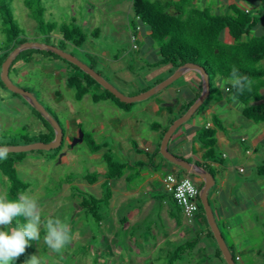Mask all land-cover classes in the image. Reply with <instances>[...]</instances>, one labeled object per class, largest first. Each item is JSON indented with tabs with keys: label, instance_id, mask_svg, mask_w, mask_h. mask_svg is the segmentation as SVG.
I'll list each match as a JSON object with an SVG mask.
<instances>
[{
	"label": "rangeland",
	"instance_id": "1",
	"mask_svg": "<svg viewBox=\"0 0 264 264\" xmlns=\"http://www.w3.org/2000/svg\"><path fill=\"white\" fill-rule=\"evenodd\" d=\"M242 1L241 9L247 7L251 9L252 14L257 13L253 0ZM42 3L46 7L44 16L46 21L56 22L58 27L63 24L79 27L85 35V40L78 44L63 42L58 29L50 36L39 34L36 22L29 15L24 0H12V13L16 23L26 34L25 42L54 46L75 56L89 67L92 66L93 70L123 95L141 94L175 71L170 66L147 64L157 61L160 56L145 39L140 41L138 49L132 47L131 33L125 22L130 16L129 0H42ZM259 3L260 11L264 14V0H259ZM1 22L0 17V46L5 38L1 31ZM255 31L261 33L262 27H257ZM145 32L146 29L143 27L141 33ZM30 55L32 60L27 62L26 58ZM114 56L118 58L115 59ZM78 68L50 50L32 47L23 49L9 68V79L16 86L30 91L50 116L55 115L57 123L63 129V146L60 151L55 153L53 149H35L22 152L21 161L17 162L15 168L17 177L28 185L22 192H29L38 197L42 221L49 217H59L69 223L72 240L60 251H54L44 243L46 229L41 226L40 240L29 241V244L34 246V251L27 254L26 261L32 255H38L43 264H166L169 253L178 245L197 240L192 252H186L182 259L174 264H221V262L227 264L220 254L216 239L201 209L194 223L184 225L185 230L182 234L176 237L166 236L165 243L157 249L153 248L155 233L161 236L166 232L164 210L172 209L168 195L164 193L162 184L157 180L154 181L155 191L161 195L165 203L156 202L154 198L153 210L143 212L144 218L132 221L130 225L121 222V217L127 216L130 210L134 212L139 210L138 207L150 200V190L148 194L138 190V195L128 196L114 218L110 213L114 208L103 211L105 215L100 223L80 208L79 198L73 196L71 185H76L80 190L93 196H100L101 186L90 184L83 177L92 172L103 173L107 169L105 152L110 151L113 158L119 162L129 163L134 153L133 144L140 143L139 132L149 134L157 143L156 150H159L166 132L162 133V129L166 127L165 123H168L163 119L165 106H168L171 118L176 117V120L183 115L182 105L185 102L167 97L169 102L164 105L162 92L164 89H161L145 99L131 102L129 111H125L111 99L95 102L92 96L103 93V88L97 84H93L81 99H77L75 90L68 87L66 79L70 72L84 77L86 72ZM189 71L184 72L165 89L170 86L178 89L184 86L189 88L190 77L196 74L193 69ZM199 77L201 78L200 74ZM235 114L236 112L232 115ZM192 117H196V113ZM156 123L159 124L155 128L159 136L151 132L153 129L151 124ZM82 130L102 146L99 151L89 150L81 138ZM50 132L55 136L50 121L27 96L13 93L0 84V146H22L43 141L38 139L40 135ZM176 134L177 130L168 144V149L174 154L175 150L170 143ZM70 150L72 157L69 156ZM157 155L169 163L159 151ZM140 170L137 165L131 170V174H137L125 182L129 191L135 189L143 180L140 177L141 172H138ZM157 171L163 176L168 173L162 166H158ZM211 172L213 174L212 170ZM101 178L103 179L102 174L98 179ZM112 190L114 192V186ZM214 191L212 186L207 192L209 204L223 238L230 245L229 233L216 211ZM0 193L6 194L9 200L17 199L19 196L13 197L9 194L7 179L1 173ZM118 196L116 195L115 199H120ZM149 206L150 203L146 204L144 209L147 211ZM17 220L21 224L26 223L23 217H18L13 220L11 227L16 226ZM131 231L133 233L130 235ZM138 246H141L140 251ZM215 252L219 253L220 261L212 256ZM231 252L234 257L236 255L240 257L235 259L236 264H257L255 255L250 258L243 250L237 251L232 247Z\"/></svg>",
	"mask_w": 264,
	"mask_h": 264
},
{
	"label": "trees",
	"instance_id": "2",
	"mask_svg": "<svg viewBox=\"0 0 264 264\" xmlns=\"http://www.w3.org/2000/svg\"><path fill=\"white\" fill-rule=\"evenodd\" d=\"M129 1L131 4L128 29L130 33L135 36V40L131 39L132 43L135 44V47H132L139 48L140 32L144 27L146 29V32L143 34L146 36L145 40L151 42L152 48L156 49L160 56L157 61L147 63L148 65L170 66L175 70L178 66L191 62L202 66L207 73L209 80V94L196 109L195 113H198L210 99H215L220 95L221 91L217 86L216 79L221 77L227 78L230 75L232 68L235 66L241 75L249 77L252 81L251 89L249 90L246 88L242 94L237 93L236 89L227 91V93L231 97L233 94H236L238 100L246 105L242 109L244 117L253 122L264 121V94L262 91L264 88V69L261 65V60L264 58V35H251V31L262 20L261 11L252 14L250 11L241 9L237 5H231L227 8V11L213 14L207 7L199 8L194 6L192 0ZM11 3L12 0H0V17L2 21L1 31L5 37L0 46V69L2 62L8 54L16 46L26 41L24 30L19 27L13 16ZM24 5L28 9L29 15L35 20L36 29L39 34L50 36L56 29H58L62 35L63 42L78 44L85 40V35L81 32L79 27H69L66 24L58 27L56 22L46 21L44 17L46 7L43 5L42 0H24ZM224 32L229 35V42L223 40L222 34ZM94 33L95 30L93 31V34ZM20 53L21 51L12 60L10 66L16 61L17 56H19ZM114 58L117 59L118 57L114 56ZM30 60H32L31 55L26 58L27 62ZM74 67L78 68L76 65H74ZM91 68L93 67L91 66ZM172 72H170V74ZM66 82L68 87L75 90L77 99H81L93 84L99 85L87 73L84 74V77H81L77 73L70 72L67 76ZM157 83L155 84L157 85ZM0 84L5 87L2 81H0ZM201 92V90L198 91L192 99L186 101L182 105L183 111L181 114H184L187 111ZM92 97L95 102L111 99L119 108L125 111H129V106H131V103L128 104L121 102L106 89H103V93L94 94ZM51 116L56 119L55 115ZM157 125L159 126L158 123L151 124L153 129H155ZM220 125L221 122L217 118H214L212 126L208 125L203 127L196 134L197 141L204 148L202 156L204 162L197 161V164L199 167L209 171L210 174H212L211 168L206 164V160L212 158L214 155L213 146L215 144V132L216 128ZM180 126L181 125H179V127ZM167 128L168 127H164L162 133H164ZM178 128L176 130H178ZM53 137V134L50 132L48 134H41L38 139L48 142L51 141ZM81 138L91 152H97L102 147L94 141L90 134L83 130ZM62 146L63 139L60 145L53 149L54 152L56 153V151H60ZM133 146L135 149H138L136 143L133 144ZM158 151L159 150L157 149L156 153ZM22 155V152H8L7 159L0 160V173L6 177L9 194L13 197H17L19 193L26 190L28 186L26 183L22 182L16 174L15 165L17 162L21 161ZM104 157L107 162V169L103 173L92 172L86 175V179L89 183L96 182L99 176L101 174L103 175L104 181L101 186L102 194L100 196H93L80 190L76 185H71L73 196L79 198L80 208L84 210V213L92 215L98 223L101 222L105 215V212L103 211H108L109 209L110 200L113 194L112 182L124 176L129 169L126 162L115 160L110 151L105 152ZM169 164L172 163L169 162ZM183 171L186 175H178L168 172L162 178L161 184L164 193L168 195V201L172 206V216L179 223L181 221V216H183L187 223L191 224L194 223L196 215L200 212V209L202 210V213H205L199 195H197L198 209L193 218L189 221L184 214L183 208L177 203L172 192L166 190L163 183V179L168 174H171L176 178L181 176L188 178L191 176L193 177L192 174L187 173L185 170ZM191 180L194 182L193 178ZM196 183H198V185H196ZM196 183L194 182L200 191L203 182ZM157 200L162 203L163 198L160 197ZM126 221L127 218H125V216L121 217V222L125 223ZM196 245L197 240L187 241L184 244L178 245L169 253L166 264H174L176 261L181 260L184 254L186 252L191 253ZM33 251L34 246L29 244L25 253L15 260V264H25L27 254ZM230 253L235 261L236 257H234L232 252ZM262 256L264 257V252H262Z\"/></svg>",
	"mask_w": 264,
	"mask_h": 264
},
{
	"label": "crops",
	"instance_id": "3",
	"mask_svg": "<svg viewBox=\"0 0 264 264\" xmlns=\"http://www.w3.org/2000/svg\"><path fill=\"white\" fill-rule=\"evenodd\" d=\"M253 1L257 7V12L260 11L259 0ZM241 2L243 1L192 0L194 6L199 8L207 7L213 14L227 11V8L231 5L240 7L242 5ZM245 10L251 12V9L247 7H245ZM125 22L128 26V19L125 20ZM259 26L262 27V32H254ZM260 34L264 35V14H262L261 22L251 31V35ZM140 35V41L146 38L141 32ZM222 38L226 42L230 41V37L226 32L222 34ZM261 65L264 69V58L261 60ZM191 76L189 88L185 86L179 89L171 86L170 88H163L164 105L166 102H169V100L166 99L167 97H173V100L181 99L186 102L192 99L198 91H202V81L199 77V73L196 71V74ZM224 79L225 78L222 77L217 78V86L220 85ZM220 91V95L215 99H210L205 106L196 113V117H191L185 124H181L180 130H177V134L170 145L175 150V154L179 157L193 164H197V161L204 162L202 159L204 148L197 141L196 134L201 128L208 125L212 126L214 118H217L221 122V125L216 128L215 132V144L213 146L214 155L212 158L206 160V164H208L213 171L211 175L214 178L213 188L215 189L214 196L217 202L216 211L229 233L231 247L235 248L237 251L243 250L250 258L255 255L257 264H264V257L262 256V252H264V121L253 122L244 117L242 109L238 108L237 105L232 102L231 96L227 91L221 89ZM262 91L264 94V88ZM181 105L179 107H181ZM167 108L168 106L166 105L165 115H163L164 122H168L165 123L166 127L176 118H171V112ZM235 112L236 114L233 116L232 114ZM151 130L153 134L159 136L157 129ZM138 135L140 143H136L138 149L133 147L134 153H132L131 161L127 163L129 169L126 174L120 179H117L114 184L112 182L114 192L110 200L112 204H109V208H114V211L111 210L110 212L111 216L114 218L120 205L123 204L122 202L127 201L128 196L133 194L138 195V190L139 192L143 191L145 194L150 190V200L144 203V206L138 207L140 211L136 210L134 212V210H130L126 214L127 216H125V218H127V221L125 223L128 225H130L132 221L136 222L138 219H143V212H150L153 210V206L155 205L154 198L156 202H159L157 199L160 198L161 195L155 191L154 181L157 180L161 184V180L164 176L157 171L158 166L164 167L168 172L185 175L182 169L179 171L174 165L167 164L157 155V143L149 134L139 132ZM130 148H132V146H130ZM215 149L217 151H215ZM71 154L72 152L70 150V157L73 156ZM135 165L141 169L138 172H141L142 175L140 177H142L143 180L135 189L129 191L125 182L130 181L132 176L137 174L130 173L131 170L135 168ZM83 178L86 179V175ZM193 180L195 183L202 182L199 181L197 177H193ZM103 181L104 178H101L90 184H99L102 186ZM116 195H119L118 198L120 199H115ZM148 203H150V206L146 211L144 207ZM162 203H165L164 200H162ZM164 213L166 232L163 234L165 236H159V233H155L153 237L154 244H150L154 249H157L158 246L165 243L167 239L166 236L176 237L182 234L183 230H185L183 227L187 224L183 216H181L180 223L177 222L172 216L171 209L169 208H165ZM132 233L131 231L129 234L131 235ZM225 243L231 252L230 245L227 244L226 241ZM137 248L138 251L141 250V246ZM212 256L216 259L218 258L220 261L218 252H215ZM236 259H240L239 255H236Z\"/></svg>",
	"mask_w": 264,
	"mask_h": 264
},
{
	"label": "water",
	"instance_id": "4",
	"mask_svg": "<svg viewBox=\"0 0 264 264\" xmlns=\"http://www.w3.org/2000/svg\"><path fill=\"white\" fill-rule=\"evenodd\" d=\"M32 47V48H38L43 50H50L60 56L61 58H64L65 60L73 63L77 67L83 69L87 74H89L103 89L108 90L112 95H114L116 98H118L121 102L125 103H131L133 101L142 100L150 95L154 94L155 92L167 87L172 82H174L179 76H181L184 72H186L189 69H193L197 71L202 79V92L197 97V99L193 102V104L187 109V111L174 120L169 128L164 133L162 140L160 142V154L161 156L167 160L168 162L178 166L179 168L185 170L187 173L192 174L194 177H197L199 181L203 182V186L200 189L199 198L203 206V210L205 212V217L207 220V223L213 233L214 238L216 239V242L218 244V247L226 261L227 264H236V262L233 260V257L224 241V238L222 236V233L220 231V228L215 220L212 208L209 204L207 192L209 189L214 185V178L213 176L205 171L204 169L200 168L197 164H193L178 155L174 154L168 149V143L172 136V134L176 131V129L181 125L183 122L190 119V117L195 113L196 109L200 106V104L204 101V99L209 94V80L207 73L205 72L204 68L198 64L195 63H185L181 66H178L175 71L165 80L161 81L157 85L153 86L149 90L138 94L134 96H125L121 92H119L113 85H111L109 82H107L104 78H102L95 70H93L91 67L86 65L84 62L78 60L75 56L62 51L54 46L50 45H43L41 43H21L20 45L16 46L5 58V60L2 62L1 65V73H0V79L5 85V87L10 90L13 93H17L20 95L27 96L33 103V105L38 108V110L41 111V113L50 121L52 127L55 130V136L51 141L43 142H33L31 144L22 145V146H14V145H8L6 146L9 151L8 152H25L29 150H35V149H46L51 150L58 147L62 141V129L60 125L48 114V112L43 108V106L38 102V100L31 94L30 91L25 90L23 88H20L16 86L8 76L9 72V66L12 60L15 58V56L22 51L25 48Z\"/></svg>",
	"mask_w": 264,
	"mask_h": 264
},
{
	"label": "clouds",
	"instance_id": "5",
	"mask_svg": "<svg viewBox=\"0 0 264 264\" xmlns=\"http://www.w3.org/2000/svg\"><path fill=\"white\" fill-rule=\"evenodd\" d=\"M252 81L241 75L234 66L230 75L218 85L223 91L236 89L243 93L246 88L251 89ZM227 86V87H226ZM231 100L238 108L246 105L233 94ZM9 149L0 146V160H6ZM200 193V192H199ZM23 217L26 223L18 220L15 227H11L14 219ZM43 226L46 233L44 243L54 251H60L71 243L72 236L69 223L59 217H49L42 221L41 208L38 197L29 192H22L17 199L9 200L6 194L0 193V264H15V260L25 253L30 240H40V228ZM25 264H43L38 255H32Z\"/></svg>",
	"mask_w": 264,
	"mask_h": 264
},
{
	"label": "built area",
	"instance_id": "6",
	"mask_svg": "<svg viewBox=\"0 0 264 264\" xmlns=\"http://www.w3.org/2000/svg\"><path fill=\"white\" fill-rule=\"evenodd\" d=\"M131 39L135 40V36L132 33ZM133 47H135V44H133ZM163 183L166 190L172 192L173 197L183 208L185 216L190 221L198 209L197 195H199L200 191L197 186L188 177L181 176L176 178L171 174H168L163 179Z\"/></svg>",
	"mask_w": 264,
	"mask_h": 264
},
{
	"label": "flooded vegetation",
	"instance_id": "7",
	"mask_svg": "<svg viewBox=\"0 0 264 264\" xmlns=\"http://www.w3.org/2000/svg\"><path fill=\"white\" fill-rule=\"evenodd\" d=\"M194 177V176H193Z\"/></svg>",
	"mask_w": 264,
	"mask_h": 264
}]
</instances>
